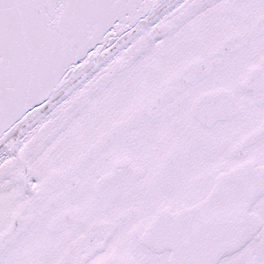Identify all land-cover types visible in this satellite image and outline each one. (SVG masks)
Instances as JSON below:
<instances>
[{
  "label": "snow or ice",
  "instance_id": "6c2138e0",
  "mask_svg": "<svg viewBox=\"0 0 264 264\" xmlns=\"http://www.w3.org/2000/svg\"><path fill=\"white\" fill-rule=\"evenodd\" d=\"M0 264H264V0H0Z\"/></svg>",
  "mask_w": 264,
  "mask_h": 264
}]
</instances>
